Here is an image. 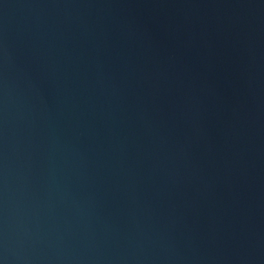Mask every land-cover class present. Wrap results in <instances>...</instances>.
<instances>
[{
    "label": "water",
    "instance_id": "obj_1",
    "mask_svg": "<svg viewBox=\"0 0 264 264\" xmlns=\"http://www.w3.org/2000/svg\"><path fill=\"white\" fill-rule=\"evenodd\" d=\"M0 264H264V0H0Z\"/></svg>",
    "mask_w": 264,
    "mask_h": 264
}]
</instances>
